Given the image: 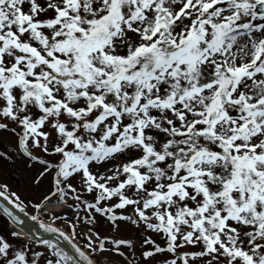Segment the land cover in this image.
Wrapping results in <instances>:
<instances>
[{"label": "snow or ice", "instance_id": "snow-or-ice-1", "mask_svg": "<svg viewBox=\"0 0 264 264\" xmlns=\"http://www.w3.org/2000/svg\"><path fill=\"white\" fill-rule=\"evenodd\" d=\"M0 102L13 150L44 166L37 181L52 172L44 201L74 213L68 233L39 223L58 234L34 241L44 264H95L84 249L106 245L138 264L130 239L76 242L94 214L162 233L143 239L146 264H264V0H0ZM0 199L25 212L6 184ZM29 250L0 236V264L45 255Z\"/></svg>", "mask_w": 264, "mask_h": 264}, {"label": "rangeland", "instance_id": "rangeland-1", "mask_svg": "<svg viewBox=\"0 0 264 264\" xmlns=\"http://www.w3.org/2000/svg\"><path fill=\"white\" fill-rule=\"evenodd\" d=\"M50 15V14H49ZM2 103V102H0ZM61 119H65L62 117ZM3 122V121H0ZM13 127L11 123H9V128L0 130V153L6 154L10 159L5 158V156L0 155V184H6L10 191L16 192L21 200L24 202V208L27 212L36 215L37 217L52 221L54 224L59 226L60 228L65 229L67 232H70L68 223L65 222L64 217L67 216L69 220L73 217L74 213L72 209L68 208L66 205L60 204L59 208L53 207V204H56L57 197L51 196V202L44 201L45 195H50L52 192L51 180H52V172L49 171L42 177L39 181L36 180V176L40 171L43 170L42 165L38 162H30L27 158L21 155H17L13 150L15 148L17 137L16 135L10 131ZM45 131H49L51 135L54 136V132L45 128ZM35 154L42 156L50 161L54 159H58L59 157H51L47 156V154L41 153L39 149L33 150ZM135 155V154H133ZM112 163L102 164L100 166L93 165V171L97 173L103 172L105 168H111ZM115 183V182H113ZM74 186L77 188H81L79 183V179L74 182ZM82 190V188H81ZM85 199L91 200L93 197L91 195L85 194ZM74 203V201L69 200V204ZM36 204H41V210L37 211L34 207ZM46 206H49L47 209ZM128 214V211L127 213ZM81 215H84L81 212ZM96 217L95 223L91 225H85L83 221H81V226L77 228V243L83 248V245L87 243L84 239V233L87 232L88 228H91L94 232L99 233L101 237L110 236L113 238L120 239H130L134 242V247L132 249L135 252L138 259V264H146L141 255L143 250L149 249L150 245H144L143 239L145 237H151L157 243L164 245L163 234L153 233L147 229H143L142 227L133 226L130 222L127 221H117V227L113 228L112 223L107 221L106 217H100L98 214H94ZM6 217L5 215H3ZM59 217V218H57ZM7 221L0 215V236H3L6 240L11 242L15 247L20 248L26 244L29 245L30 250L28 252V259L31 260L33 257L31 255L32 251H40L45 253L44 256L38 258V264H44V261L48 258H52L47 253V250L40 245L35 243L26 242L24 239L18 237H12L10 230L6 228ZM108 250L105 251H97L92 253L91 250L86 249L87 252L94 258L98 263H113V264H129L130 259L132 258V252L126 246H121L120 251L124 253V256H120L115 251L111 250L110 246L106 245ZM187 250H200L199 248L193 249L191 246H186L184 249H180L178 251H187ZM168 257L171 254H166ZM156 264H161L163 257L157 255L154 257ZM147 264H151V261L147 262Z\"/></svg>", "mask_w": 264, "mask_h": 264}, {"label": "water", "instance_id": "water-1", "mask_svg": "<svg viewBox=\"0 0 264 264\" xmlns=\"http://www.w3.org/2000/svg\"><path fill=\"white\" fill-rule=\"evenodd\" d=\"M3 207H9L10 210L13 211L14 214L20 216V218L24 221V223L26 225H28L29 227H31V232L27 233L28 236L32 237L33 239H58L57 235H53L54 233H47L44 232L43 229L39 228V224L38 223H34L31 221V219L26 216L23 213H20L17 209H12L10 205L7 204L6 201H1L0 200V211L3 213ZM17 228H20L19 226H16ZM21 229V228H20ZM54 236V237H52ZM52 237V238H51ZM61 246L66 248V250H68L69 252L71 251L70 246L67 244L66 241H63L62 239L60 240Z\"/></svg>", "mask_w": 264, "mask_h": 264}, {"label": "bare ground", "instance_id": "bare-ground-1", "mask_svg": "<svg viewBox=\"0 0 264 264\" xmlns=\"http://www.w3.org/2000/svg\"><path fill=\"white\" fill-rule=\"evenodd\" d=\"M49 206H47V209H49L48 208ZM53 207H55L56 209L57 208H59V205L58 204H55V205H53ZM38 222H42V221H40L39 219H38ZM42 223H44V224H52V222L51 221H48V222H42ZM53 226H54V224H52ZM10 227H11V229H13V231H16V232H18V233H21V235L19 236V237H21V238H24V239H27L23 234H22V232L21 231H19L18 229H15L14 227H12L11 225H10ZM63 230V229H62ZM53 235H57L58 236V234H56V233H54ZM52 237H54V236H52ZM51 237V238H52ZM72 251V250H71ZM70 251V252H71ZM103 264H113V263H111V262H109V263H103Z\"/></svg>", "mask_w": 264, "mask_h": 264}]
</instances>
